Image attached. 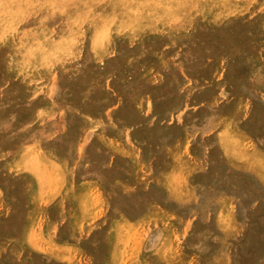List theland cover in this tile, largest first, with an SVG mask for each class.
Wrapping results in <instances>:
<instances>
[{
  "label": "rangeland",
  "instance_id": "rangeland-1",
  "mask_svg": "<svg viewBox=\"0 0 264 264\" xmlns=\"http://www.w3.org/2000/svg\"><path fill=\"white\" fill-rule=\"evenodd\" d=\"M0 264H264V0H0Z\"/></svg>",
  "mask_w": 264,
  "mask_h": 264
},
{
  "label": "crops",
  "instance_id": "crops-1",
  "mask_svg": "<svg viewBox=\"0 0 264 264\" xmlns=\"http://www.w3.org/2000/svg\"><path fill=\"white\" fill-rule=\"evenodd\" d=\"M51 149L61 158L62 166H65L66 164L75 166L78 164L77 161H80L81 159L83 160L82 162L86 169L96 166V146L93 143L88 144V146H85L82 142L78 141L71 143L69 134H65L61 137L60 143L51 146ZM106 165L108 166V164Z\"/></svg>",
  "mask_w": 264,
  "mask_h": 264
},
{
  "label": "bare ground",
  "instance_id": "bare-ground-1",
  "mask_svg": "<svg viewBox=\"0 0 264 264\" xmlns=\"http://www.w3.org/2000/svg\"><path fill=\"white\" fill-rule=\"evenodd\" d=\"M164 1H165V0H163V2H164ZM170 1H171V0H170ZM172 2H173V1H172ZM216 2H217V1H216ZM133 3H134V2H133ZM133 3H132V4H133ZM166 3H167V2H166ZM176 3H177V1H176ZM180 3H181V2H180ZM191 3H192V2H191ZM195 3H196V2H195ZM221 3H222V2H221ZM137 4H138V3H137ZM170 4H171V3H170ZM170 4H169V5H170ZM218 4H219V3H218ZM186 5H187V3H186ZM137 6H138V5H137ZM139 6H141V5H139ZM173 6H175V4H174ZM184 6H185V5H184ZM135 7H136V6H134V8H135ZM146 7H147V6H146ZM155 7H156V6H155ZM164 7H165V6H164ZM185 7H186V6H185ZM185 7H184V8H185ZM136 9H137V8H136ZM155 9H156V8H155ZM157 9H158V8H157ZM178 9H179V8H178ZM175 10H176V9H175ZM179 10H182V9L180 8ZM140 11H141V10H140ZM153 11H154V10H153ZM138 12H139V11H138ZM166 12H167V11H166ZM166 12H165V13H166ZM170 12H171V11H170ZM146 13H147V11H146ZM148 13H149V12H148ZM156 13H157V11H156ZM165 13H164V14H165ZM172 13H173V11H172ZM141 14H142V13H141ZM170 14H171V13H170ZM137 15H138V14H137ZM166 15H167V14H166ZM155 16H156V15H155ZM158 16H159V15H158ZM135 17H136V16H135ZM152 17H153V16H152ZM140 18H141V17H140ZM166 19H167V18H166ZM152 20H153V19H152ZM131 21H133V20H131ZM140 21H141V20H140ZM144 21H145V20H144ZM148 21H149V20H147V22H148ZM154 21H155V20H154ZM145 22H146V21H145ZM164 22H165V20H164ZM140 23H141V22H140ZM143 24H144V23H143ZM152 25H153V24H152ZM138 26H139V25H138ZM168 67H169V66H168ZM165 70H166V69H165Z\"/></svg>",
  "mask_w": 264,
  "mask_h": 264
}]
</instances>
